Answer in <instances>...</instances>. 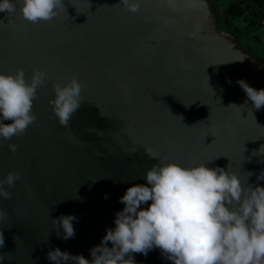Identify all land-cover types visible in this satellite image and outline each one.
I'll return each mask as SVG.
<instances>
[{
	"label": "water",
	"instance_id": "water-1",
	"mask_svg": "<svg viewBox=\"0 0 264 264\" xmlns=\"http://www.w3.org/2000/svg\"><path fill=\"white\" fill-rule=\"evenodd\" d=\"M13 2L15 12H0V72L23 69L30 80L41 69L48 79L26 134L0 138V180L21 174L13 188L3 185L12 198H0V264H52L55 248L91 260L115 227L119 198L158 163L146 151L183 166L212 160L207 167L264 187V107L255 109L239 83L264 89V63L240 41L244 31L220 30L211 0H140L136 13L121 0H63L66 13L38 24ZM73 77L83 102L66 129L49 102L53 85ZM69 215L75 236L65 240L52 220ZM132 258L172 264L155 247Z\"/></svg>",
	"mask_w": 264,
	"mask_h": 264
},
{
	"label": "clouds",
	"instance_id": "clouds-1",
	"mask_svg": "<svg viewBox=\"0 0 264 264\" xmlns=\"http://www.w3.org/2000/svg\"><path fill=\"white\" fill-rule=\"evenodd\" d=\"M118 5L136 13L140 0H121ZM15 11L13 0H0V12L8 15ZM61 11L66 13L63 0H20L21 17L33 24L50 22ZM47 79L41 69H33L30 80L25 79L23 69L0 72V138L26 134L37 120L33 111L37 89ZM239 83L255 109L264 107V89ZM53 92L51 111L67 129L83 102L82 85L73 77L55 83ZM99 114L103 116L100 110ZM95 133L103 134L98 129ZM8 148L15 153L17 146L9 144ZM146 152L158 163L144 173L146 184L128 187L119 198L124 207L115 214V227L106 229L101 243L90 249L91 260L55 248L47 253L52 264H135L133 253L147 256L154 247L172 264H264V187L242 182L234 172L219 166L207 167L212 160L183 166ZM20 179L19 172L7 173L0 180V198L11 199L3 185L13 188ZM257 179H264V172ZM5 215L0 210V216ZM75 219L69 215L52 220L63 230L62 237L57 233L59 238H74ZM4 258L0 255V261Z\"/></svg>",
	"mask_w": 264,
	"mask_h": 264
},
{
	"label": "trees",
	"instance_id": "trees-1",
	"mask_svg": "<svg viewBox=\"0 0 264 264\" xmlns=\"http://www.w3.org/2000/svg\"><path fill=\"white\" fill-rule=\"evenodd\" d=\"M218 14V26L221 31L230 35H238L244 31L241 38L249 33L250 41L245 40L249 50L264 63V43L255 36L254 30L264 27V19H261L260 5L257 0H228L220 4L218 0H211ZM258 19V24L256 23ZM257 25V26H256ZM240 38V39H241ZM255 44L257 45L255 47Z\"/></svg>",
	"mask_w": 264,
	"mask_h": 264
},
{
	"label": "rangeland",
	"instance_id": "rangeland-1",
	"mask_svg": "<svg viewBox=\"0 0 264 264\" xmlns=\"http://www.w3.org/2000/svg\"><path fill=\"white\" fill-rule=\"evenodd\" d=\"M227 1L228 0H218V2L220 4H225V2H227ZM257 1H258L259 5H260V11H261V16H262L261 19H264V0H257ZM253 33L255 34V36H257L261 40V43H260V46H261V44L264 43V27L261 26L259 29L254 30ZM250 39H251V36H250L249 33H247V34H245L244 37H242L240 39V41L241 42H243L245 40L250 41ZM256 46L257 45L255 44V47Z\"/></svg>",
	"mask_w": 264,
	"mask_h": 264
}]
</instances>
